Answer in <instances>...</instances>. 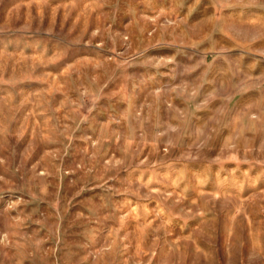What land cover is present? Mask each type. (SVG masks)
<instances>
[{"label": "rangeland", "instance_id": "374dc122", "mask_svg": "<svg viewBox=\"0 0 264 264\" xmlns=\"http://www.w3.org/2000/svg\"><path fill=\"white\" fill-rule=\"evenodd\" d=\"M0 264H264V0H0Z\"/></svg>", "mask_w": 264, "mask_h": 264}]
</instances>
